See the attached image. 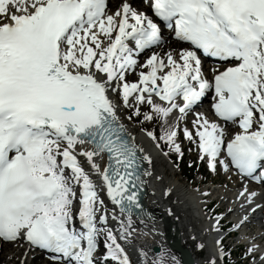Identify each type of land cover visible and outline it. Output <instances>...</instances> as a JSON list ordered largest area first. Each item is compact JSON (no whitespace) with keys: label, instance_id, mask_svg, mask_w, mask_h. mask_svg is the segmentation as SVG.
<instances>
[{"label":"snow or ice","instance_id":"obj_1","mask_svg":"<svg viewBox=\"0 0 264 264\" xmlns=\"http://www.w3.org/2000/svg\"><path fill=\"white\" fill-rule=\"evenodd\" d=\"M209 94L212 117L197 110ZM125 121L239 183L223 210L202 202L203 264H231L233 233L264 264L242 233L264 211V0H0V242L27 246L19 264L37 249L52 264H133L152 157ZM137 264L178 262L140 250Z\"/></svg>","mask_w":264,"mask_h":264},{"label":"bare ground","instance_id":"obj_2","mask_svg":"<svg viewBox=\"0 0 264 264\" xmlns=\"http://www.w3.org/2000/svg\"><path fill=\"white\" fill-rule=\"evenodd\" d=\"M110 2V1H109ZM133 2V1H132ZM119 3V0H114L110 2V7L115 8L116 5ZM134 5L135 2H133ZM174 47H176L175 44H173ZM128 131L132 134V136L135 137V142L142 146L145 151L151 155L152 157V174L150 177V185L148 187V198H147V205L148 206H158L160 205L162 209L167 213L165 217H170L168 221L171 223V231L172 233H176L175 235L179 237V242L180 246L183 249H186L190 252L191 251V238L193 235V228L194 225L196 224L193 217L191 216L189 209L186 205L187 200H192L190 196H188V192L186 190V186H184L185 182V176L189 179L188 175H185L183 172V169L181 167V161L183 160L180 159V161L175 162V164L178 166V169L181 171L182 176H184L183 180L179 179L176 175L173 173H168V168H167V163L166 159H160L156 155H152V150L148 142L146 141L145 137L143 134L139 132V127L134 126L133 123H129L128 121H125ZM231 127V126H230ZM185 144H187V141H184V148ZM195 152H191L190 156L191 157H196ZM173 162L175 161L174 156L171 155L169 157ZM177 169H175V172ZM164 176V177H163ZM157 177H160L158 179ZM207 177L206 180H220L223 179L225 181L224 184L227 185V189L231 188V181H229L224 175H220L219 177L215 179H210V177L206 174ZM202 176V181H204V178ZM179 182L183 183L180 184ZM200 180H197L193 186H196L199 184ZM172 189V194H171V199L173 201V204L175 205L174 209L171 211L172 214H168V199H166L164 196L165 189ZM162 189V190H161ZM210 190V189H207ZM213 196L218 195V199L222 196L219 192H216L215 190L212 192ZM168 198V197H167ZM221 204V209H223L226 205L225 201H220L218 200ZM159 211V210H158ZM159 213V212H158ZM165 218H163V215L158 216V218L152 222V223H144V224H139L137 225L141 228V230L145 233V240L150 242L151 237H155V244L154 247H158L166 252H168L171 256H173L170 253V248L168 245H165L167 242V231L164 227L165 225ZM134 222H138V219H135ZM195 223V224H194ZM163 225V229H162ZM163 231H165V236L163 237ZM227 247L229 242H226ZM19 250V253H18ZM25 251V249L20 248L18 246H15L14 244L8 243V244H1L0 245V262H4V264H16L17 263V256L18 258L21 256V254ZM174 253V252H173ZM9 256V257H8ZM8 257V258H7ZM30 259V257H29ZM42 259V263H35L36 258L33 259L31 264H52V262L49 259H46L45 257H41L38 260ZM194 260V264H201L200 262ZM19 261V259H18ZM180 264V263H178Z\"/></svg>","mask_w":264,"mask_h":264},{"label":"rangeland","instance_id":"obj_3","mask_svg":"<svg viewBox=\"0 0 264 264\" xmlns=\"http://www.w3.org/2000/svg\"><path fill=\"white\" fill-rule=\"evenodd\" d=\"M134 126H137L139 127L138 125H134ZM189 147V145H186L185 144V148ZM184 148V150H185ZM189 153V151L187 150L186 153ZM191 152L188 154L189 157H186L184 162H183V165L185 166V169H184V166H183V169L185 171V173L187 174H193L195 175L196 172H198L200 169H201V166H199L198 164V161L197 159H195L196 157H191L190 156ZM196 156V155H194ZM184 157V156H183ZM192 158V159H191ZM194 159V160H193ZM191 163V167L189 166V164ZM202 176H206V173L205 174H202L200 177L202 178ZM200 178L198 176H196L195 178H193V181H197L199 180ZM206 180V179H204ZM219 181V180H218ZM220 181H222L223 183H225V181L223 179H220ZM200 183V182H199ZM16 246V245H15ZM228 247H230V245H228ZM18 253H19V250H18ZM240 256L237 257L236 259H233L234 261H238V260H243V259H247V257L245 258V252L242 250L239 254ZM9 257V256H8ZM7 257V258H8ZM0 259H1V256H0ZM35 263H42V259L41 260H35ZM0 264H4V262H0ZM16 264H19V261H18V256H17V263ZM44 264V263H43Z\"/></svg>","mask_w":264,"mask_h":264},{"label":"water","instance_id":"obj_4","mask_svg":"<svg viewBox=\"0 0 264 264\" xmlns=\"http://www.w3.org/2000/svg\"><path fill=\"white\" fill-rule=\"evenodd\" d=\"M156 251L158 252V251H159V249H158V248H156Z\"/></svg>","mask_w":264,"mask_h":264}]
</instances>
